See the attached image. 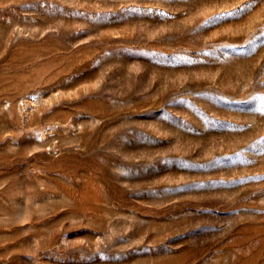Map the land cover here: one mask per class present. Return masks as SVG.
I'll list each match as a JSON object with an SVG mask.
<instances>
[{
	"label": "rangeland",
	"instance_id": "374dc122",
	"mask_svg": "<svg viewBox=\"0 0 264 264\" xmlns=\"http://www.w3.org/2000/svg\"><path fill=\"white\" fill-rule=\"evenodd\" d=\"M0 264H264V0H0Z\"/></svg>",
	"mask_w": 264,
	"mask_h": 264
}]
</instances>
